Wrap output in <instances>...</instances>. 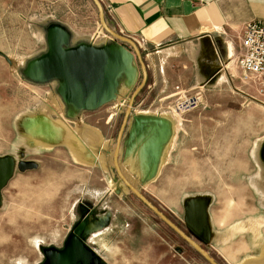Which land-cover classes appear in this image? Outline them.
Returning <instances> with one entry per match:
<instances>
[{"label": "rangeland", "instance_id": "obj_1", "mask_svg": "<svg viewBox=\"0 0 264 264\" xmlns=\"http://www.w3.org/2000/svg\"><path fill=\"white\" fill-rule=\"evenodd\" d=\"M52 25L70 31V46L115 41L102 28L92 0H0V51L12 61L0 55V167L7 164L0 181V264H43L44 248H62L76 225L105 212L108 224L86 239L100 264H114L116 258L118 264H141L136 259L143 256L147 264H210L118 176L113 154L127 98L108 124L107 160L96 158L109 166L70 164V151L80 163L95 160L80 154L85 147L75 136L76 124L64 130L69 108L58 94L59 81L34 82L24 75L28 62L48 50ZM141 80L140 72L138 85ZM170 97L156 105L173 118L168 145L158 153L154 149L152 163H138L134 170L120 154L128 180L191 237L181 212L189 201L212 200L214 208L234 215L264 207V95L256 85L235 78L210 86L203 104L183 115L173 111ZM111 103L97 112L102 122L114 113ZM156 156L160 163H154ZM116 207L136 223L135 236L114 233Z\"/></svg>", "mask_w": 264, "mask_h": 264}, {"label": "crops", "instance_id": "obj_2", "mask_svg": "<svg viewBox=\"0 0 264 264\" xmlns=\"http://www.w3.org/2000/svg\"><path fill=\"white\" fill-rule=\"evenodd\" d=\"M100 1L113 29L137 43L147 66L148 80L137 98L133 116L124 133V149L122 151L121 147L120 153L126 163H133L134 170L138 163H152L150 152L153 139L159 129L171 128L173 118L163 113L162 106L156 105L163 104L170 96L174 97V93L170 95L169 92H174L177 85L189 92L201 89L204 95L210 86L229 83L235 78L242 79L237 65V56L242 49V29L250 21L264 22V0ZM135 85L137 87L138 80ZM132 91L127 84H122L117 99L111 103L114 113L105 122H102L101 113H97L101 108L77 111L68 107L64 130H72L71 127L76 124L75 136L85 147V153L81 151L80 154L89 159L87 161H96L80 163L82 160H76L70 151V164L109 166L110 163H99L96 158L107 160L111 142L108 124L115 119L120 103ZM239 92L246 94L242 90ZM160 121H166L168 125ZM174 122L176 124V119ZM4 164L5 167H0V181L5 176L1 172L6 174L7 164ZM146 168L149 173L150 166ZM109 192L107 189L101 198ZM114 194L118 203H124L123 194L115 190ZM249 210L234 215L231 209L214 208L212 200L208 199L205 202L201 199L189 201L181 208L183 221L192 237L198 239V243L218 263L264 264V207ZM106 213L99 217H106ZM174 214L178 217L176 212ZM108 215L110 218V213ZM112 216L114 233L126 232L135 236L136 223L128 219L126 209L116 207ZM92 225L96 227L94 232L99 230L97 224ZM118 246L114 241V247ZM118 263L119 260L114 259V264ZM136 263L147 264L145 256L141 260L136 259Z\"/></svg>", "mask_w": 264, "mask_h": 264}, {"label": "water", "instance_id": "obj_3", "mask_svg": "<svg viewBox=\"0 0 264 264\" xmlns=\"http://www.w3.org/2000/svg\"><path fill=\"white\" fill-rule=\"evenodd\" d=\"M99 12L100 24L115 41L103 45L80 43L70 46L71 33L60 25H52L47 31L48 50L37 58L28 62L24 75L30 81L49 82L58 80V94L70 109L77 111H95L117 99L122 84L129 86L127 95L128 106L117 136L113 154V164L121 181L158 215L167 225L187 241L210 264H220L209 252L180 226L172 221L159 209L144 193L128 180L119 161L125 130L133 116L136 99L146 86L148 80L147 66L142 52L135 41L118 33L107 19L105 8L100 0H92ZM0 55L12 64L6 54ZM139 70L142 80L137 87ZM124 98V99H126ZM168 125L166 121H160ZM169 128L159 129L153 139L151 152L162 151L168 141ZM150 152V158H151ZM157 157V156H156ZM264 158V151H263ZM155 158L154 163L159 162ZM157 168H154V172ZM150 176V174H149ZM95 221L83 220L69 234L62 248H44L45 261L43 264H100V258L86 243V239L95 230L92 224H98L100 229L109 222V215L105 218L97 217Z\"/></svg>", "mask_w": 264, "mask_h": 264}, {"label": "built area", "instance_id": "obj_4", "mask_svg": "<svg viewBox=\"0 0 264 264\" xmlns=\"http://www.w3.org/2000/svg\"><path fill=\"white\" fill-rule=\"evenodd\" d=\"M242 49L237 56V65L243 82H252L264 95V22L250 21L242 29ZM204 101L201 89L189 92L180 85L175 87L173 111L183 115L199 108Z\"/></svg>", "mask_w": 264, "mask_h": 264}, {"label": "bare ground", "instance_id": "obj_5", "mask_svg": "<svg viewBox=\"0 0 264 264\" xmlns=\"http://www.w3.org/2000/svg\"><path fill=\"white\" fill-rule=\"evenodd\" d=\"M105 218V217H104ZM98 225V224H97ZM92 228H96V227H93V225H92Z\"/></svg>", "mask_w": 264, "mask_h": 264}]
</instances>
